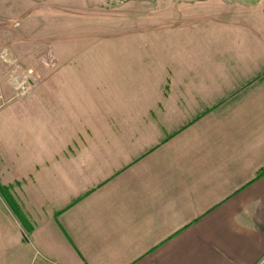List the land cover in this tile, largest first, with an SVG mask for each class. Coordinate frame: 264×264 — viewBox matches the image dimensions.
Wrapping results in <instances>:
<instances>
[{
    "label": "crops",
    "instance_id": "1",
    "mask_svg": "<svg viewBox=\"0 0 264 264\" xmlns=\"http://www.w3.org/2000/svg\"><path fill=\"white\" fill-rule=\"evenodd\" d=\"M239 1L169 63L60 60L1 108L40 122L0 140L18 264H264V0Z\"/></svg>",
    "mask_w": 264,
    "mask_h": 264
},
{
    "label": "rangeland",
    "instance_id": "2",
    "mask_svg": "<svg viewBox=\"0 0 264 264\" xmlns=\"http://www.w3.org/2000/svg\"><path fill=\"white\" fill-rule=\"evenodd\" d=\"M240 4L239 0H0V94L7 100L0 107V140L28 137L40 123L31 121L32 116L17 121L16 113L7 114V108L22 99L13 97L11 74L33 68L42 77L60 60L76 58L81 66L73 74L90 79L98 73L129 75L142 59L169 63L176 59L180 42L192 41L201 29L224 25L243 9ZM5 105L9 106L1 109ZM32 124L34 130L29 128ZM16 222L0 197V264H18L16 253L26 247L5 234L16 228ZM12 236L16 239L17 234ZM25 251L29 260L31 252Z\"/></svg>",
    "mask_w": 264,
    "mask_h": 264
},
{
    "label": "built area",
    "instance_id": "3",
    "mask_svg": "<svg viewBox=\"0 0 264 264\" xmlns=\"http://www.w3.org/2000/svg\"><path fill=\"white\" fill-rule=\"evenodd\" d=\"M11 84L13 86V97L22 98L26 96L37 84L38 75L34 72L33 68H26L22 70L21 73H13L11 74ZM7 100H3L2 95L0 94V107Z\"/></svg>",
    "mask_w": 264,
    "mask_h": 264
},
{
    "label": "trees",
    "instance_id": "4",
    "mask_svg": "<svg viewBox=\"0 0 264 264\" xmlns=\"http://www.w3.org/2000/svg\"><path fill=\"white\" fill-rule=\"evenodd\" d=\"M0 195L4 198L8 206L12 209L18 220L20 221V224L22 227L27 231L30 232L32 230V225L28 221L25 214L20 209V206L17 204L16 200L13 198L9 191L8 186H4L0 183Z\"/></svg>",
    "mask_w": 264,
    "mask_h": 264
}]
</instances>
